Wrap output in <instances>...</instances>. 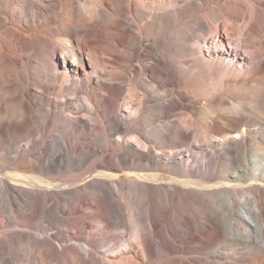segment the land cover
Wrapping results in <instances>:
<instances>
[{
  "label": "bare ground",
  "instance_id": "bare-ground-1",
  "mask_svg": "<svg viewBox=\"0 0 264 264\" xmlns=\"http://www.w3.org/2000/svg\"><path fill=\"white\" fill-rule=\"evenodd\" d=\"M82 1L85 11L75 6L76 0H59V6L63 12L62 15H59V20L65 36L57 45L62 48L65 62L80 66L83 61L81 49L82 51L89 49L93 63H98L96 49L89 45L90 42L97 40L92 36L99 38L106 36L117 45L132 44L134 51L135 48L137 50L142 48L147 39L143 38L140 32L142 33L151 24L137 22L136 28L139 32H136L122 22H117L111 30L101 31L97 27L98 24L95 25L93 22L95 8L88 7V4L94 3L95 0ZM156 1L170 7L167 10L147 11L151 0H134L132 7L137 14H151L154 20L160 17L162 21H177L179 17H183L186 18V25L178 33L179 42L172 47L179 59L171 61L157 58L158 62H154L149 68L152 76L155 78L159 75L168 80L178 81L190 71L196 74L206 72V84L214 85L213 89L218 93L214 94V97H219L223 88L225 89L235 82L238 85L237 89H248V94L245 101L237 106L233 105L223 112L216 113L213 110H208L202 122L194 121L191 114L186 112L181 113L182 117L178 120H168L167 111L169 110L162 104L159 109L160 120H148L150 128L142 131L134 126L138 116H132L131 121H127L126 127L123 123L125 119L122 121L119 112L117 120L109 118L108 106L111 102L109 103L110 99L108 101L106 94L112 95L114 97L112 100L116 103L120 99L119 89L122 86L103 81L104 67L94 66L95 86L89 84L86 79H83L80 84L88 90L84 96V101H86L84 103L87 110L92 115H96L92 116L95 122L91 124L88 120L83 119L67 120L66 125L75 127L77 130L93 125V129L98 130L99 139L105 140L107 145L110 143L117 145L116 157L118 160L113 162L111 153L104 147L101 151L93 148L89 150L92 152L91 154L84 153L83 159H88L97 153L102 156H98L92 162L93 172L90 175L89 172V176L82 180L84 182L81 186H78L77 197L79 201L90 200L86 204L91 210L89 213H96L92 218L99 223L98 226H95L98 231L109 232L113 225L114 213L120 214V223L118 224H121L126 232H120L116 237L121 239L120 247L126 250L132 245L133 247L141 246L147 254L157 250L164 255L174 248L173 244L178 247H191L192 242L188 239L196 236L197 239H200V243H213L220 238L231 242L229 248L221 245L215 251L217 257L234 258L241 249L245 250L247 254L253 249H257L264 255V153L249 154V156L244 154V157L239 154H226V152L234 153V147L236 149L240 145L247 147L252 144H249L251 141L249 135L253 130L244 127L256 121L257 118L246 115L240 111V108L245 110L247 107L256 108V106L264 104V34L260 37L253 35L252 32L256 24L251 20L247 22L248 12L246 13L245 5L240 0H236L232 10L225 11L224 9L223 13L218 9L221 6L220 2L215 6H208L206 5L207 0ZM232 1L235 2V0ZM254 7L258 14L264 18V0L257 1ZM127 8L130 9L129 6ZM201 11H205V18L200 14ZM224 24L227 26L226 29H224ZM212 28L220 33V37H224L227 30H241L246 38L252 40V44L249 45V42L241 44L237 40H233L232 37H228L233 50H245L246 58L252 64L249 77L229 74L226 78H221L217 84H213L212 80L216 78L219 63L217 58L226 56V54L217 51L214 53L213 61H208L203 57L204 48L201 43L189 44L190 41H201ZM75 34L80 36L77 40L78 43H75L73 39ZM10 36H12V40H7L6 45L0 47V63L2 64L5 62L15 63L18 59H14L13 54L28 46H32L39 53L46 54V57L48 54V58H53L55 55V47L44 34L25 36L22 32H17ZM158 39L162 40L160 33ZM151 46L147 45L143 49V53L150 54ZM187 55L191 57L181 59ZM80 84L78 83V85ZM162 85H167V83L163 82ZM129 90L133 97L138 96L133 77L130 78ZM248 99L250 102L247 101ZM23 103L27 104L24 100ZM186 114L188 117H185ZM30 119L31 116L24 115L22 119L18 118L12 121L16 130L25 133L26 143L19 149L15 157L4 156L5 160L12 161L9 167L4 168L0 164V224L3 228L2 236L0 235L2 239L0 241V260H2L3 253H13V249L18 244L17 237L10 232L11 227L30 226L36 215H42L44 219L48 218L49 210L44 204L43 196L63 198L66 194L74 193L71 184L55 181L42 171V165L38 163H41L46 157L44 153L46 151L44 149L40 152L35 149L39 143L45 140L49 131L42 125L31 126L27 123ZM103 120L106 125H103ZM183 123L187 125L188 132L181 129ZM10 131L12 130L10 129ZM193 131H200L203 134L209 148L197 150L190 145H184V143L172 147L171 141H167L170 136L176 135L181 142H186ZM11 136L14 138L12 134ZM117 136L118 138H116ZM63 138H66V134H63ZM258 138L264 145V138L262 136ZM13 147L15 145L8 149L12 150ZM81 150H84V147ZM23 152L31 153L29 155L32 158L26 159ZM187 155L191 156L189 158L192 160L187 159ZM54 159L59 161L58 157ZM19 160L21 162H18ZM222 160L225 161V164H223L224 169L220 170L219 166ZM163 173H169L171 176L167 177ZM79 181L72 183L76 184ZM244 191L250 192L251 195L246 197V203L252 202V206L243 209L242 213L237 215L243 222V226H240L233 222L236 216L233 206L237 202L241 204L239 194ZM158 200L165 205L177 204L185 217L189 219L187 224L181 220H174L173 225L178 228L177 234L173 231L172 224L170 226L164 220V212L155 209L154 205ZM15 201L20 202L16 203ZM124 203L130 206L128 214L125 213ZM139 203L147 205V208H144L143 211L138 210L137 204ZM211 204L216 208L211 207L207 211L209 223H204L205 225L198 224L196 217L190 214L185 207L187 205L204 207V205L210 206ZM6 208L7 211H3ZM19 218H24L27 224L18 222ZM128 218L132 222L131 227L128 225ZM64 221L68 226L80 228H84V224H86L83 215L74 221H70L68 218ZM225 221H228L229 232L226 231ZM46 229L48 228L43 226V230ZM128 231H130L129 237L127 236ZM164 231L165 234H163ZM196 231H200L202 236H199L200 234L197 236ZM172 237L175 238V242L172 241ZM75 238L78 241L84 239L79 234H76ZM133 239L136 240V244ZM25 240L27 245L41 248L43 256L47 259L53 258L56 262L54 264H64L65 253L63 254V251L57 248L54 240L52 241L48 235L42 233V235L36 236L33 233H27ZM86 240L88 245L96 242L91 236H88ZM180 242L186 243V245H179ZM107 250L117 255L115 247L108 246ZM73 251L76 256L73 264H97L91 253L88 257L75 246H73ZM23 260L24 264H29L30 258L24 257ZM129 261H131L130 258ZM195 262L200 264L198 260ZM179 263L192 264L183 259ZM220 263L213 261V264ZM115 264L121 263L116 262Z\"/></svg>",
  "mask_w": 264,
  "mask_h": 264
},
{
  "label": "rangeland",
  "instance_id": "rangeland-1",
  "mask_svg": "<svg viewBox=\"0 0 264 264\" xmlns=\"http://www.w3.org/2000/svg\"><path fill=\"white\" fill-rule=\"evenodd\" d=\"M76 1L75 6L84 10L83 1ZM133 1L95 0L94 3L90 2L88 7L92 8L93 6L95 8V13L93 14L95 19L93 22L95 25L98 24L97 27L101 31L107 32L111 30L112 26L117 22H122V24L136 32H139L136 28L137 22L140 24H151L142 33L140 32L143 38L147 39L144 41L142 48L139 50L135 48L134 51L132 44L117 45V43H114L106 36L101 38L92 36V38L97 40L90 42L89 45L96 49L98 63H93L89 49H84V51L81 49L83 61L78 66L65 62L62 48L60 45H57L65 36L64 29L59 20V15L63 14L59 6V0H0V47H4L7 40H12V36L10 35L12 33L17 34V32H22L25 36L44 34L55 47L53 58H48V54L46 57V54L39 53L32 46H28L24 47L23 50H17L13 54L14 59H18L15 63H0V164L4 168L9 167L12 161L5 160V157L11 155V157H15L19 149L24 147L26 143L27 138L25 133L16 130L12 121L18 118L22 119L24 115L31 116V119L27 122L28 124L36 127L42 125L49 131L45 140L39 143L35 149L40 152L44 151V149L46 151L44 152L46 157H44L41 163H38L42 165V167L40 166L41 169L43 168L42 171L47 177L55 181L71 184V189L74 190L73 194H66L63 198H46L43 196L44 204L49 210L48 218L44 219L42 215H36L32 219L33 222L30 226L16 225L11 227L12 230L10 228V232L17 237L18 244L13 249V253H3L1 256L2 260H0L1 264H24V257L30 258L29 264L56 263L53 258L47 259L43 256L41 248L26 244L25 235L27 233H33L36 236L43 233L51 237L57 248L63 251V254L65 253L63 256L64 264L75 263L76 256L73 246L77 247L88 257L91 253L97 264H115L116 262L121 264H178L182 259L192 264H196V260L200 264H213L214 260L221 262L220 264H264V255L259 253L257 249H253L248 254L245 250L241 249L234 258L217 257L215 251L221 245L226 248L231 246V242L225 238H220L216 242L207 244L200 243V239L193 236L188 239L192 242L191 247L184 248L173 244L174 248L168 254H164L166 256L157 250L147 254L142 250L141 246L133 247L132 245V247H128L129 249L126 250L120 247L121 239L116 237L120 232H126L124 227L118 224L120 223V214L114 213L113 225L109 232L98 231V228L95 226H98L99 223L92 218L96 213H89L91 210L86 204L90 200L83 199L79 201L77 197L79 193L78 186H81L84 182L82 180L93 172L92 169L94 167H92V162L98 156H102V154L97 153L95 156L83 159L84 153L89 152L88 154H91L92 152L89 150L96 148L101 151L102 147H104L111 153L110 156L113 162H117L118 160L116 157L117 145L113 143L107 145L105 140L99 139L97 135L98 130L93 129V125H90L86 129L80 128L79 130L66 125L67 120L83 119L88 120L91 124L95 122L92 116L95 117L96 115H92L84 103L86 102L84 101V96L88 90L80 84L83 79H86L89 84L95 86L96 81L93 77L94 66L98 68L100 66L104 67L103 81L122 86L119 89L121 96L118 102L115 103L112 100L114 97L106 94L108 101L110 99L109 103L111 102L109 104L110 107L107 105L110 112L109 118L114 121L115 119L117 120L119 112L122 121L126 120L123 121L124 126H127V121H131L132 116H138L134 126L142 131L150 128L148 120H160L159 109H161L162 104L169 110L167 111L168 120H178L182 117L181 113L186 112L191 114V118L194 121L202 122L208 110H213L216 113L223 112L227 108H231L233 105L237 106L242 101H245L248 94V89H237L238 85L235 82L225 89L223 88L219 97H214V94L218 93L213 89L214 85L206 84V72L196 74L190 71L178 81L168 80L159 75L154 78L149 68L154 62H158L157 58L171 61L179 59L172 47L179 42L178 33L182 28H185L186 18L179 17L177 21H162L158 17L159 19L154 20L151 14L135 13L132 7ZM240 1L245 5L246 13L248 12L247 22L251 20L256 24L252 32L253 35L260 37L264 34V18L258 14L254 7L255 3L259 0ZM219 2L221 3V6L218 8L219 12L222 11L221 13H223L224 9L225 11L232 10L231 8L235 7L237 1L207 0L206 5L215 6ZM253 2L255 3L253 4ZM128 6L130 9L127 8ZM169 7V5L162 4L159 1L151 0V5L147 8V11L167 10ZM86 14L90 16L87 12ZM200 14L205 18V11H201ZM226 27L224 24V29ZM159 33L162 40H164L163 42H160L162 40L158 39ZM79 37L78 34H75L73 38L75 43H78ZM228 37H232L233 40H237L241 44H248V42L249 45L252 44V40L246 38L241 30H227L226 35L220 37V33L214 28L210 29L206 37L201 41L194 40L189 43L191 45L201 43L204 48L203 57L208 61H213L215 58L214 53H217V51L226 54V56L217 58L219 63L215 75L216 78L212 80L213 84H217L221 78H226L229 74H235L240 77L250 76L249 70L252 64L247 60L245 50H233ZM147 45H152L149 48L150 54L143 53V49ZM190 57V55H187L186 57H181V59ZM116 77L118 79H113ZM131 77L135 79L138 91L137 97H133L132 92L129 90ZM163 82L167 83V85L163 86ZM23 100L27 104H24ZM247 101L250 102L249 99ZM240 111L257 118L256 121L244 127L245 129L253 130L249 135L251 139L249 144H252L247 147L240 145L236 149L234 147V153L226 152V154H239L243 157L244 154L246 156H249V154H263L264 145L258 137L262 136L264 138V104H260L256 108L247 107L245 110L240 108ZM185 117H188L187 114ZM99 118L101 120V116ZM181 129L185 132L189 131L185 123L181 125ZM63 134H66V138H63ZM168 140L171 141L172 147H177L181 143H184V145H190V147L197 150L209 148L208 142L205 141L200 131H193L186 142H181L176 135L170 136ZM13 145L15 147L9 150L8 148H11ZM82 147H84V150H81ZM22 154H24V157L26 156V159L32 158L29 152H23ZM55 157L59 158L58 162L54 159ZM189 157L191 156H186L187 159L192 160ZM18 162H21V160ZM223 164H225L224 160L221 161L220 170L224 169ZM163 174L167 177L171 176L169 173ZM74 181L79 182L73 184L72 182ZM247 195H251L249 191L241 192L239 194L241 204L237 202L233 206L236 213V219L234 218L233 222L240 226H243V222L237 215L243 209L252 206V202L246 203ZM155 204V209L164 212V220L170 226L172 224L171 227L176 234L178 233V228L174 227V220H181L184 224L189 222V219L185 217L177 204L165 205L160 200ZM137 205V209L140 211L147 208L145 204L139 203ZM185 207L190 214L196 217L198 224L209 223L207 211L211 207L216 208L213 204L210 206L204 205V207L200 205H187ZM124 208L125 213L128 214L129 204L124 203ZM5 210L7 211V208L3 211ZM81 215L85 218L86 224H84V228L68 226L64 221L67 218L70 221H74ZM12 216L11 214L10 217L12 218ZM127 221L131 227V220L128 218ZM18 222L27 224L24 218H19ZM227 222L225 221V228L229 232V224ZM43 226L48 229L43 230ZM1 230L3 231V228L0 224V235L2 233ZM195 233L197 236L198 234L202 236L200 231H196ZM76 234H79L84 239L78 241L75 238ZM129 234L130 231L127 233L128 237L130 236ZM163 234H165V231ZM88 236L94 238L96 242L94 241L95 243L88 245L86 242ZM0 241H2L1 238ZM172 241L175 242V238L172 237ZM133 242L136 244L135 239H133ZM184 244L186 245V243ZM184 244L183 242L179 243V245L183 246ZM108 246L115 247L117 255L108 251ZM129 258L131 261H129ZM229 260L230 262H228Z\"/></svg>",
  "mask_w": 264,
  "mask_h": 264
}]
</instances>
